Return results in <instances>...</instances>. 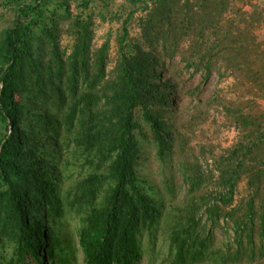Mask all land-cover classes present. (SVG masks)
I'll return each instance as SVG.
<instances>
[{
  "label": "trees",
  "instance_id": "1",
  "mask_svg": "<svg viewBox=\"0 0 264 264\" xmlns=\"http://www.w3.org/2000/svg\"><path fill=\"white\" fill-rule=\"evenodd\" d=\"M3 1L14 20L0 34V264H78L79 253L82 264H137L144 235L155 238L163 223L171 264H264V115L253 110L264 97L261 7L120 0L111 11L114 0H103L107 16L122 22L120 57L108 73L110 45L93 48L83 15L92 0ZM137 13L142 43L130 38ZM61 22L73 37L67 56ZM177 57L205 81L232 80L213 99L233 91L223 110L239 138L211 170L190 160L183 133L173 132L182 99L170 76ZM138 107L161 159L168 154L177 166V151L187 155L178 162L183 204L168 205L142 183ZM242 181L247 194L236 201ZM203 217L232 233L217 251L197 232Z\"/></svg>",
  "mask_w": 264,
  "mask_h": 264
},
{
  "label": "rangeland",
  "instance_id": "2",
  "mask_svg": "<svg viewBox=\"0 0 264 264\" xmlns=\"http://www.w3.org/2000/svg\"><path fill=\"white\" fill-rule=\"evenodd\" d=\"M103 0H92L90 8L84 10V17L89 18L92 30V46L99 49L104 43H109V51L107 58V71L111 73L117 61L119 60L118 41L122 35V22L116 17H108L107 10L104 8ZM120 0H114L115 6L111 9L118 10ZM238 4L245 10H252L253 5H259L261 12L264 14V0H238ZM76 12V9H75ZM118 14V13H117ZM142 14L137 13L131 19L129 24V32L132 43H142L140 18ZM14 20V13L11 6L0 0V34L4 29L9 27ZM61 32L59 33V41L62 50L67 55L70 54L73 45V37L68 33V23L61 22L59 24ZM255 33L262 40L264 39V22L262 26L255 30ZM176 62V63H175ZM170 76L172 81L178 85V91L181 94V109L173 112L171 121L175 123L173 132L183 133L182 143L183 151L188 153V158L199 163L204 170H211L212 160L215 155H221L226 149L237 142L239 132L234 126V122L229 114L223 110V106L234 96L233 91L229 94L222 93L219 99H213L214 92L225 89L232 83L231 78L225 82H219L217 75L205 81L204 75L199 68L192 64L187 66L185 62L177 57L175 59ZM257 62H260L258 60ZM26 93L18 95V99H26ZM254 97V95H253ZM225 99L221 101V99ZM172 99V98H171ZM233 100V99H230ZM253 110L258 116L264 115V97L253 99ZM175 102V101H173ZM136 119L142 126L140 142V160L138 165L139 175L142 178L143 185L155 191L157 194L163 195V201L168 205L183 204L184 198L187 196L188 185L184 183L181 162L185 156L182 151L178 152L176 158L177 166L170 155H166L164 159L159 157L157 145L154 143L153 136L149 125L142 118V110L140 107L135 112ZM175 134V133H174ZM175 146L182 150V145L176 143ZM201 168V169H202ZM247 194L246 182L242 181L237 189L236 201L244 198ZM168 221L172 219L168 217ZM175 220L173 219V222ZM78 219H73L71 226L78 227ZM160 230L155 238L149 237L147 234L143 237L145 252L143 259L137 264H171L169 254L170 242L168 239V231L166 224L161 225ZM198 234L201 236L209 235V241L213 243L211 250L217 251L220 247L231 239V232L227 227L220 224H212L203 217L198 228ZM257 243H262L257 237ZM154 260L149 261L150 257ZM249 258V253L245 255ZM257 257L261 256L257 254ZM82 254H78V264H82Z\"/></svg>",
  "mask_w": 264,
  "mask_h": 264
}]
</instances>
